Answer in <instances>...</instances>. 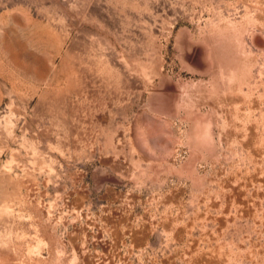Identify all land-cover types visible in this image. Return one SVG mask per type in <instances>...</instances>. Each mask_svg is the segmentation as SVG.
I'll return each mask as SVG.
<instances>
[{
	"label": "rangeland",
	"instance_id": "rangeland-1",
	"mask_svg": "<svg viewBox=\"0 0 264 264\" xmlns=\"http://www.w3.org/2000/svg\"><path fill=\"white\" fill-rule=\"evenodd\" d=\"M0 264H264V0H0Z\"/></svg>",
	"mask_w": 264,
	"mask_h": 264
}]
</instances>
